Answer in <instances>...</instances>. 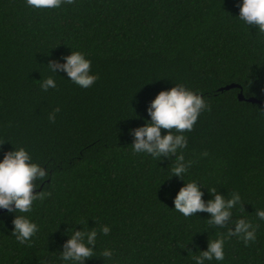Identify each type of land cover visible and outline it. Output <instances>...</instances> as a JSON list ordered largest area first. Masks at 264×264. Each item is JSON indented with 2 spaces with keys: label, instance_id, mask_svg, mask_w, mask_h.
<instances>
[{
  "label": "trees",
  "instance_id": "obj_1",
  "mask_svg": "<svg viewBox=\"0 0 264 264\" xmlns=\"http://www.w3.org/2000/svg\"><path fill=\"white\" fill-rule=\"evenodd\" d=\"M239 4L62 0L37 9L0 0V157L24 147L46 173L32 191L47 193L28 212H0V264H70L60 253L71 229L97 231L80 264H194L209 239L226 234L224 258L204 264H264V220L256 216L264 209V103L238 99L239 87L220 89L237 83L264 101V33L239 19ZM72 50L97 76L86 88L56 67ZM47 76L55 87L44 90ZM177 83L207 103L179 133L185 144L158 157L134 152L133 131L150 119L151 99ZM177 156L186 166L180 175L171 173ZM189 180L205 201L239 194L223 225L209 224L203 210L185 217L173 208ZM16 215L37 224L24 243L12 231ZM240 217L255 227L247 245L230 234ZM105 248L111 258L100 255Z\"/></svg>",
  "mask_w": 264,
  "mask_h": 264
},
{
  "label": "clouds",
  "instance_id": "obj_2",
  "mask_svg": "<svg viewBox=\"0 0 264 264\" xmlns=\"http://www.w3.org/2000/svg\"><path fill=\"white\" fill-rule=\"evenodd\" d=\"M71 3V0H63ZM31 8H57L62 0H25ZM237 16L246 25H255L257 29L264 33V0H240ZM57 68H62L70 80L82 88L90 86L97 79L96 74L90 72V60L79 50H72L64 58L63 63H57ZM52 70V64H48ZM41 89L55 87L52 76L45 77L40 81ZM207 107L206 100L190 88H186L182 83H177L172 87L160 90L147 108L150 119H146L142 126L136 127L133 131L134 141L131 144L132 150L136 153H147L153 157L161 154H169L176 151L177 146L183 147L186 138L179 134L182 130L192 128L202 109ZM59 111L54 109L53 113ZM49 120H53L51 114ZM161 128L176 129L177 134L171 131L161 135ZM206 155V153H204ZM183 156H177L176 162L171 169L172 174L180 175L186 171V166L180 161ZM45 170L40 164L32 161L30 154L24 147H13L6 150L0 157V207L8 211L15 209L19 213L28 212L32 206V201L37 197L46 196L47 193H33L34 181L45 176ZM209 191L215 192L213 188ZM202 191L195 180H189L179 187L173 200V208L185 217L203 210L210 214L209 224L223 225V222L230 215L233 205L240 199L237 192L233 191L231 198L225 197L216 192L207 201L202 198ZM256 216L264 220V209H256ZM15 238L24 243L37 231V224L25 215H16L13 219V229ZM100 232L107 234L108 225H102ZM71 235L63 245L60 253L62 261L70 264H80L85 258L92 256L93 249L89 246L96 238L97 231L72 230ZM231 235L242 238L245 245L250 240L255 239V227L250 221L243 217L235 221V228L230 230ZM224 238L219 235L215 239H209L207 248L200 251L199 255L192 257L194 264H204L206 260L220 261L224 258L223 244ZM111 258L112 250L105 248L101 254Z\"/></svg>",
  "mask_w": 264,
  "mask_h": 264
},
{
  "label": "water",
  "instance_id": "obj_3",
  "mask_svg": "<svg viewBox=\"0 0 264 264\" xmlns=\"http://www.w3.org/2000/svg\"><path fill=\"white\" fill-rule=\"evenodd\" d=\"M234 86H235V87H239V91H238V93H237V97H238V99H240V100L252 101V102H260V103H264V101H261V100L255 98V97H253V96L245 97V96L243 95V93H242V90H241L239 84H237V83H233V82H231V83H227V84L223 85L222 87H220V89H227V88L234 87ZM4 210H6V208H2V207H0V212H1V211H4Z\"/></svg>",
  "mask_w": 264,
  "mask_h": 264
}]
</instances>
